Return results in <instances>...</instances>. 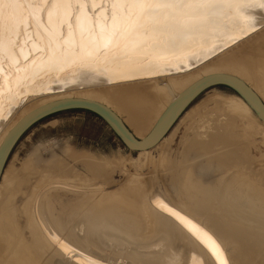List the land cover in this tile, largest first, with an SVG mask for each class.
Instances as JSON below:
<instances>
[{
	"label": "bare ground",
	"instance_id": "bare-ground-1",
	"mask_svg": "<svg viewBox=\"0 0 264 264\" xmlns=\"http://www.w3.org/2000/svg\"><path fill=\"white\" fill-rule=\"evenodd\" d=\"M209 11L120 60L105 48L96 52L106 42L102 27H110L103 22L106 5L95 8L101 24L73 20L71 30L57 29V38L30 28L13 37V49L5 36L0 155L20 121L60 99L107 105L139 139L206 76L234 75L264 102V0H221ZM194 99L155 145L134 149L136 158H118L151 167L148 173L124 167L118 187L111 160L93 154L76 158L84 169L66 163L32 177L26 172L32 163L7 168L5 162L0 264H264V149L257 145H264V119L238 92H214L186 110ZM178 119L189 123L174 155L177 131L170 129ZM67 181L76 182L74 191L61 192Z\"/></svg>",
	"mask_w": 264,
	"mask_h": 264
},
{
	"label": "snow or ice",
	"instance_id": "snow-or-ice-1",
	"mask_svg": "<svg viewBox=\"0 0 264 264\" xmlns=\"http://www.w3.org/2000/svg\"><path fill=\"white\" fill-rule=\"evenodd\" d=\"M221 0H0V50L5 36L13 49V37L27 35L30 28L43 29L50 37L57 38L58 28L91 23L101 24L95 17V8L107 6L108 15L103 17L100 39L106 42L97 46L122 59L129 49L143 47L153 37H163L169 29H180L181 21L210 15V9ZM239 2V0H233ZM91 11V15L89 12ZM42 14L37 19V14ZM43 15L47 20H43ZM94 31V28L91 30ZM2 67V62H0Z\"/></svg>",
	"mask_w": 264,
	"mask_h": 264
},
{
	"label": "rangeland",
	"instance_id": "rangeland-1",
	"mask_svg": "<svg viewBox=\"0 0 264 264\" xmlns=\"http://www.w3.org/2000/svg\"><path fill=\"white\" fill-rule=\"evenodd\" d=\"M206 60V63L211 62L213 58ZM201 65L202 64L199 66ZM199 66H196V68ZM214 92L215 94L224 95L237 94V91L228 85L214 84L204 89L186 110L196 108L197 105L207 100L208 96L210 97ZM122 112V116L126 118L128 122L127 112ZM189 119L181 124H179L178 119L170 129V131H177V135L172 143V152L174 155L175 152L182 151L179 144L186 129V124L189 123ZM257 145L264 149L263 144L257 143ZM150 150H153L152 152L154 155H157L159 147H153ZM90 154L99 158L105 157L111 160V162L108 163V168H110L108 171H114L115 180L118 182L117 187L121 180L124 179V176L120 173V170L124 167H127L131 173L138 171L148 173L151 171V167L145 166L143 167L144 169H137L134 164L132 165L128 162L125 164L121 162L119 160L121 156L126 159L136 158L139 155V151L127 146L103 117L86 108L59 110L33 123L22 133L15 143L6 161L5 167L18 168L21 167L24 162L29 164L32 163L29 166L32 170L30 172L26 171L28 177H32L35 173L33 172L34 170L47 169L58 171L66 163L74 167H78L79 165V167L84 169L83 166L76 161V158ZM115 158H119V161ZM37 175H39L38 172ZM37 175L35 177H38ZM75 184V181H67L66 189L64 190L62 188L60 191H74ZM170 184H172V182ZM158 185L156 184L155 187L158 188ZM117 187L116 184H113L111 188ZM26 191L30 192L31 189L27 188ZM172 191H176L174 187H172ZM23 200L24 198L20 197L19 208L21 211ZM21 216H23V213H21Z\"/></svg>",
	"mask_w": 264,
	"mask_h": 264
},
{
	"label": "water",
	"instance_id": "water-1",
	"mask_svg": "<svg viewBox=\"0 0 264 264\" xmlns=\"http://www.w3.org/2000/svg\"><path fill=\"white\" fill-rule=\"evenodd\" d=\"M214 84H225L235 89L249 101L257 113L262 117V119H264V102L259 95L242 79L230 74H214L206 76L195 83L188 89L185 96L184 94H181L172 103V105L159 119L152 131L144 139L136 137L122 118L114 110L101 102L82 98L60 99L48 103L30 113L16 125L4 142V147L0 155V173L8 155L22 133L32 123L45 115L68 108H86L103 117L127 146L133 149H147L158 142V140L166 133L186 106L199 93Z\"/></svg>",
	"mask_w": 264,
	"mask_h": 264
}]
</instances>
